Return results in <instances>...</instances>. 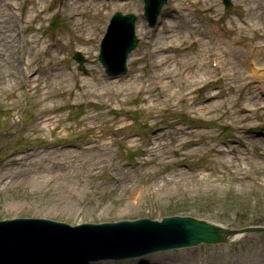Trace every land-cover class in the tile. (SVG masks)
Wrapping results in <instances>:
<instances>
[{
    "label": "rangeland",
    "instance_id": "1",
    "mask_svg": "<svg viewBox=\"0 0 264 264\" xmlns=\"http://www.w3.org/2000/svg\"><path fill=\"white\" fill-rule=\"evenodd\" d=\"M8 1L19 9L20 0ZM131 1L24 0L22 15L31 24L19 34L14 24L7 33L18 38L13 56L0 52V71L5 72L0 80V220L38 217L75 225L176 214L236 228L264 223V134L249 131L264 125L259 108L264 91L257 90L255 78L246 77L242 61L250 47L264 49V0H230L229 11L220 0H177V13L168 2L163 9L178 25H169L170 35L164 22L147 27L138 14L140 0ZM113 3L135 14L148 31L144 37L138 33L129 71L110 78L95 40ZM0 7L10 15L1 1ZM214 11L215 26L209 19ZM54 13L61 22L52 33ZM234 13L247 26L241 27ZM193 38L201 40L197 51L190 44ZM155 40L163 48L182 46L178 54L173 48L161 55L166 62L153 69L157 79L137 59ZM211 49L218 50L223 73L232 69L238 74L235 89L229 75L217 78L209 67ZM74 50L84 54V72L73 59ZM249 60L261 65L264 57L253 53ZM166 81L176 86H165ZM189 81L187 93H173ZM122 82L126 88L119 91L115 86ZM137 86H143L141 92ZM248 91L254 94L247 96ZM155 135L157 146L148 142ZM149 260L264 264V233L246 234L230 245L203 244L129 263L96 264Z\"/></svg>",
    "mask_w": 264,
    "mask_h": 264
},
{
    "label": "water",
    "instance_id": "2",
    "mask_svg": "<svg viewBox=\"0 0 264 264\" xmlns=\"http://www.w3.org/2000/svg\"><path fill=\"white\" fill-rule=\"evenodd\" d=\"M116 228H127L128 230L124 233L101 236L107 230ZM250 230L253 228L240 231ZM54 231L56 234H53ZM235 232L221 230L188 217L165 218L162 222L138 220L76 227L35 219L5 220L0 221V264L32 262L39 258L38 254L43 249L60 250L72 257H86L88 254L100 255L97 258L126 257L157 249L192 245L200 241H222ZM58 233L59 239L53 240L52 237ZM202 246L203 244H199L194 247L158 251L137 258L155 256L156 253L167 254L168 251L199 249ZM137 258L116 260V262L129 263L136 261ZM96 262L113 263L114 260L71 261L53 264H96Z\"/></svg>",
    "mask_w": 264,
    "mask_h": 264
},
{
    "label": "bare ground",
    "instance_id": "3",
    "mask_svg": "<svg viewBox=\"0 0 264 264\" xmlns=\"http://www.w3.org/2000/svg\"><path fill=\"white\" fill-rule=\"evenodd\" d=\"M91 5H94V4H91ZM211 7H205L204 9H207L209 10ZM164 15L167 14V15H170L169 11L168 12H164L163 13ZM211 21L217 23L219 21V19L216 17V13L215 11L213 12V17L210 18ZM161 22V21H160ZM163 22V20H162ZM166 23L168 24H173V26H178L177 24L175 25V23L173 22L171 16H167V20H166ZM12 28V19H11V16L7 15L5 12H3V10L1 9L0 7V52H3V51H7L9 55L13 56L12 53H13V50H14V42H13V39L11 38V35H7V33L9 32V30ZM88 29L89 26H87ZM159 28V27H157ZM156 28V29H157ZM142 34L145 35V33H143L142 30H139ZM164 36H159V38H163ZM26 43V42H25ZM10 44V45H9ZM150 49H151V57H155L156 54H158V58H155V59H152L150 58V63H152V66L153 68L157 69L159 66L162 65V63H165L166 60H164V58L161 56V54L157 53L155 50H152V47L150 46ZM164 48L160 45L159 47L156 48V50H163ZM257 49H260L261 52H258V50H256V48H253V47H250L249 49V53L246 54L243 58H242V61L244 62L245 66L248 68V77L250 78H258V75H264V71H261L260 73L258 72L257 70V66H258V63H256L255 61H252V60H249V57L254 53L255 57L257 58V54H263V57H264V49H261V48H257ZM239 56H241V54H239ZM165 61V62H164ZM256 66V67H255ZM0 67H1V63H0ZM160 69V68H159ZM1 72V78L0 80L3 79V75L5 74V72ZM152 72H154L155 74V70H153ZM153 78L157 79V75H152ZM199 78V77H197ZM197 78H196V81H197ZM37 76L34 75L32 77V81H37ZM195 81V80H194ZM168 82V83H167ZM123 82L120 84L121 86H115V88L119 91H122L126 88V86L124 85V87L122 86ZM126 84V83H125ZM165 86H176L175 83H173L172 81H166ZM164 85L162 86V90H164ZM190 85H191V82L189 81V84L187 85H183V86H180L182 87L183 90H180V88L178 89H174V94H178V92L180 94H183V93H187L188 91H186V89H189L190 88ZM185 86V88H184ZM109 90L111 89L110 86H108ZM248 93V92H247ZM245 93V94H247ZM245 94L243 95V97H245ZM249 94H253L252 91H249ZM247 98H250V97H247ZM215 106L212 108L214 109ZM212 109H209L210 111H212ZM159 138V136L155 135L153 137H150L148 138V142L150 143H153L157 146V139ZM129 207V206H128ZM149 264H151V261L149 260L148 261Z\"/></svg>",
    "mask_w": 264,
    "mask_h": 264
}]
</instances>
